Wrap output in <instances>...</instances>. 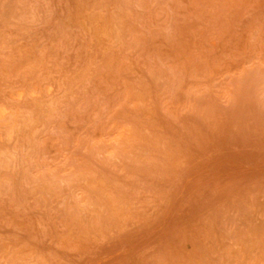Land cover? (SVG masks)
I'll return each instance as SVG.
<instances>
[{
    "label": "rangeland",
    "instance_id": "obj_1",
    "mask_svg": "<svg viewBox=\"0 0 264 264\" xmlns=\"http://www.w3.org/2000/svg\"><path fill=\"white\" fill-rule=\"evenodd\" d=\"M0 264H264V0H0Z\"/></svg>",
    "mask_w": 264,
    "mask_h": 264
},
{
    "label": "bare ground",
    "instance_id": "obj_2",
    "mask_svg": "<svg viewBox=\"0 0 264 264\" xmlns=\"http://www.w3.org/2000/svg\"><path fill=\"white\" fill-rule=\"evenodd\" d=\"M41 92V91H40ZM65 155V154H64ZM111 155V154H110ZM7 263V262H6Z\"/></svg>",
    "mask_w": 264,
    "mask_h": 264
}]
</instances>
